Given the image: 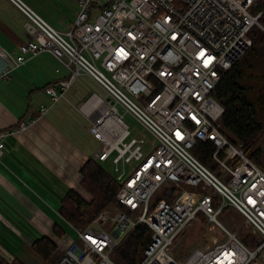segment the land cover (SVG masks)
Here are the masks:
<instances>
[{
	"label": "built area",
	"instance_id": "2783aa9c",
	"mask_svg": "<svg viewBox=\"0 0 264 264\" xmlns=\"http://www.w3.org/2000/svg\"><path fill=\"white\" fill-rule=\"evenodd\" d=\"M12 1L29 17L30 38L14 57L0 48L6 60L0 78L43 51L68 70L45 88L53 101L65 95L79 74L88 75L104 91V96L90 95L89 131L109 144L99 159L116 151V206L104 208L84 227L73 226L75 237L64 241L48 264H117L114 248L142 222L151 239L137 264L255 260L264 249V171L221 131L222 106L212 94L222 71L249 47L251 28H263L261 11L251 12L255 0H76L78 12L65 30L53 27L24 1ZM115 104L157 144L145 150L144 136L127 140L129 126ZM45 110L41 106L39 112ZM18 125L22 129L27 123ZM206 132L212 134L216 169L192 152L198 134ZM261 146L264 151V138ZM226 206L260 234L254 248L218 220ZM202 218L224 230L225 239L204 229ZM124 222L114 237L111 230ZM194 227L206 230L212 242L192 246Z\"/></svg>",
	"mask_w": 264,
	"mask_h": 264
},
{
	"label": "crops",
	"instance_id": "0c3cea01",
	"mask_svg": "<svg viewBox=\"0 0 264 264\" xmlns=\"http://www.w3.org/2000/svg\"><path fill=\"white\" fill-rule=\"evenodd\" d=\"M29 25V17L12 0H0V48L16 56L20 45L30 38ZM5 63L0 56V69ZM67 74V68L53 54L43 51L11 70L7 78H0V132L4 133L0 153L3 257H17L18 251L10 241L6 243L11 239L7 231L22 241L8 227L10 224L28 226V234L35 232L34 238L43 235L56 247L64 246L62 237L67 234L59 219H65L58 212L61 198L72 189L89 199L80 183V168L89 157L99 159V154L108 147L103 149L101 142H107L89 131L93 113L90 95L97 92H90L94 81L88 75L91 82L75 78L65 95L55 101L42 87ZM41 106H46L43 113L39 112ZM20 121L27 123L22 129L18 127ZM54 225L64 233L57 234Z\"/></svg>",
	"mask_w": 264,
	"mask_h": 264
},
{
	"label": "trees",
	"instance_id": "16d2710c",
	"mask_svg": "<svg viewBox=\"0 0 264 264\" xmlns=\"http://www.w3.org/2000/svg\"><path fill=\"white\" fill-rule=\"evenodd\" d=\"M259 11L261 13L258 20L264 27V0H255L251 8L252 13ZM248 36L249 47L230 68L222 71L212 94L222 106L219 117L221 131L232 142L240 145L246 155L264 171V151L261 146L264 138V91H258L251 83L256 54L264 41V30L256 25L251 28ZM55 82L44 84L42 87ZM213 150L212 134L199 133L192 152L205 165L216 169L217 165L211 157ZM100 161L98 158L89 157L80 168V183L89 199L83 198L72 189L66 191L61 198L58 212L74 227H84L104 208L116 206L115 193L119 183ZM162 195L166 196V193L163 192ZM53 229L59 235L64 233L58 225H54ZM238 236L248 247L256 246V237L249 230L243 234L239 232ZM150 239L151 230L142 222L128 232L114 248L112 258L117 264H137ZM28 244L35 254L46 260L53 261L58 255L56 244L46 236H37ZM0 264L25 263L17 257L6 258L0 254Z\"/></svg>",
	"mask_w": 264,
	"mask_h": 264
},
{
	"label": "rangeland",
	"instance_id": "374dc122",
	"mask_svg": "<svg viewBox=\"0 0 264 264\" xmlns=\"http://www.w3.org/2000/svg\"><path fill=\"white\" fill-rule=\"evenodd\" d=\"M29 5H31L42 17H44L47 21L53 24L55 27L59 29H67L73 23L76 13H77V2L76 0H24ZM7 6L13 8L15 7L11 3H6ZM256 26V25H254ZM253 26V28H254ZM37 59H32L30 63L35 62ZM62 64L61 62H59ZM253 76H251V83L254 87L259 91H264V41L260 45L258 52L256 54V63L253 68ZM86 76V77H84ZM79 79H83L85 82H91L87 78L88 76L81 73L77 76ZM69 92V91H67ZM90 92H97L99 95L104 96V91L96 84L92 83V88ZM117 111L119 114L123 115L125 122L129 126L130 134L127 137V140L133 136H144L146 143L144 146L145 150L151 148V146H155L157 144V140L149 134L138 122L137 120L129 113L124 111V109L119 105L115 104ZM102 148L105 149L108 144L102 143ZM116 154V151H113L110 157L106 160H101L102 166L112 175L115 174L114 165L112 163V157ZM134 162L128 164L130 167ZM191 189L196 190L197 188L191 187ZM153 198L151 199V203ZM218 220L222 222L229 230L236 231L243 234L245 231L249 230L254 234L256 240H260V234L255 231L252 226L246 221L245 217L238 212L234 207L227 206L223 212L218 214ZM60 223L64 226L65 232L67 235L63 236L62 239L65 242H69L73 240L75 237V231L73 226L70 225L67 221L63 219H59ZM202 226L204 229L209 228L210 232L217 236L219 240H224L226 237V233L222 230L215 222H209L205 218H202ZM12 229L16 234L22 239L19 240L17 237L12 235L9 231L8 234L11 239L6 241V243L11 242V245L18 249L17 258L22 260L25 264H48L52 260H46L42 258L38 254H34L29 248L30 241L35 237V232L28 234V226H17L10 224L8 226ZM200 227H194L191 229V237H192V246H196L198 244H209L212 242V238H210L209 234L206 230L199 229ZM26 229V230H23ZM238 229V230H237ZM32 230V229H31ZM189 230H187L188 232ZM10 241V242H9ZM61 252V248L57 246L56 253L59 254ZM250 264H264V249L258 254L257 258L253 260Z\"/></svg>",
	"mask_w": 264,
	"mask_h": 264
},
{
	"label": "water",
	"instance_id": "95a60500",
	"mask_svg": "<svg viewBox=\"0 0 264 264\" xmlns=\"http://www.w3.org/2000/svg\"><path fill=\"white\" fill-rule=\"evenodd\" d=\"M110 102H112L111 100H110ZM126 224H127V222H124V225L123 226H121V227H116V228H113L112 230H111V234L114 236V237H117L119 234H120V232H121V230H123L124 229V227L126 226Z\"/></svg>",
	"mask_w": 264,
	"mask_h": 264
},
{
	"label": "bare ground",
	"instance_id": "6f19581e",
	"mask_svg": "<svg viewBox=\"0 0 264 264\" xmlns=\"http://www.w3.org/2000/svg\"><path fill=\"white\" fill-rule=\"evenodd\" d=\"M262 26V25H261ZM263 27V26H262ZM263 30H264V27L262 28ZM90 107V106H89ZM110 125H112V124H110ZM244 243V242H243Z\"/></svg>",
	"mask_w": 264,
	"mask_h": 264
}]
</instances>
